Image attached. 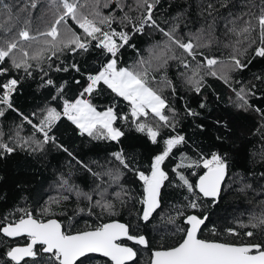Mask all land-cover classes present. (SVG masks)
Here are the masks:
<instances>
[{
	"label": "snow or ice",
	"instance_id": "obj_1",
	"mask_svg": "<svg viewBox=\"0 0 264 264\" xmlns=\"http://www.w3.org/2000/svg\"><path fill=\"white\" fill-rule=\"evenodd\" d=\"M38 3L39 0H27L23 8L14 12L12 5L0 0V14L7 17L0 23V118L12 111L20 120L14 135L9 136L7 141L4 139V132L0 130V158L17 150L43 152L45 145L49 144L72 156L69 149L59 143L53 134L54 128L62 118L75 125L80 135H87L93 140L116 143L125 135L118 121L127 124L131 120L135 130L145 134L153 144L158 143L162 128H168L174 134L163 139L162 151L152 158L146 171L133 167L123 149L112 153L123 169L134 172L142 182L143 196L139 203L143 207L139 219L147 223L153 213L160 208L161 188L169 179L163 167L164 162L174 149L186 141L184 135L176 132L178 123L175 120L176 110L163 95L164 87L171 88L175 93L176 89L172 82L165 76L160 81L163 87L157 86L150 60L141 58L135 64L123 65L120 51L125 46L135 48V45L129 42L134 35L143 34L146 28L158 30L166 37V41L161 50L162 62L155 70L166 67L169 60L177 61L185 70L191 72L190 75L187 71L181 75L197 93L204 82V76L200 74L201 69H207L206 75L217 76L215 66L221 61L199 51L201 47H209L211 41L201 45L197 42L199 38L194 34L182 38L177 35V27L173 26L168 30L160 27L154 18V10L160 0H134L133 4L129 5H126L125 0H105L103 7L107 8L109 4L115 3L116 9L121 13L119 16L115 14L116 9L107 15L103 14L100 10V0H95V6H90L88 0H49L50 8L55 9L53 19L47 23L44 30L34 31L30 9L35 10ZM208 7L212 8V5ZM131 12L137 14L133 16L129 14ZM22 13L26 15L22 16ZM253 18L256 20L255 25L250 18L244 21L245 26L239 31L235 27L230 29L238 37L244 38L238 39L233 45H225L232 48L229 56L232 71L243 70L251 63V59H247L245 63L240 58L241 56L247 58L248 49L237 47L244 41H248V48L256 45L252 59L264 58V0L259 14H253ZM69 20L74 22L75 27L69 25ZM253 33L257 35L253 36ZM92 49L99 50L105 59L99 67L87 73L81 72L78 62L65 64L61 59L65 54L83 55ZM198 56L202 60H197ZM53 58L59 63H55ZM70 70L80 73L83 83L79 79L76 80L75 83L80 85L78 95L72 99H65L67 81L58 84L49 72ZM20 72L28 78H32L34 72L39 73L40 86L54 90L51 99L62 103L60 110L55 106H46L39 114L36 112L25 114L16 108L13 98L18 93L24 76L12 73ZM219 78L229 83L230 77L227 73ZM255 87L253 85L247 91L244 88L237 91L238 99L243 101L239 107H251L246 97L256 95L253 91ZM105 89L127 102L130 114H122L115 104L102 110L98 109L92 98L94 94L99 95ZM200 107L204 105L201 104ZM254 111L264 117V110L254 108ZM187 113L192 116L199 115L191 109H188ZM149 117L155 123L149 122ZM24 123L33 129L32 136L20 135ZM261 127L264 128V125ZM37 133L40 134L39 139L36 138ZM183 159L189 162L178 167H202L205 171L195 183L190 182L183 172L178 173L179 180L192 196L190 200L185 197L188 201L185 207L191 212L177 211L176 217L184 218L185 226H177L176 229L181 234V239L173 246L153 250L150 264H264V239H254L257 231L264 237V213L253 215L247 224L240 223V228L248 229L243 233L234 227L226 228L223 234L233 237L231 241L202 238V228L206 227L208 217L197 214L202 207L200 201L202 198H208L213 202L219 200L228 168L226 157L218 152H212L209 157L201 156L199 160H191L190 157ZM77 163L92 172V169L82 161L78 160ZM105 175L112 176L113 180L118 181L119 169L115 175L111 170ZM63 185L67 186L68 181L63 180ZM68 191H74L77 197H83L88 201L87 211L90 215L94 208H100L102 212L110 215L116 214L115 204L106 199L107 189L96 193L99 196L96 200L93 199V193L81 192L72 186H68ZM115 195L123 204L126 202L123 196H127L128 193L123 192L122 196L121 192H117ZM68 198L62 197L63 200ZM85 210L80 208L79 212ZM63 214L61 199H54L41 208L38 214L25 205L0 218V236L15 241L23 238L25 241L23 244L16 243L7 247L6 251L0 254L5 257L0 260V264H88L94 254L106 258L105 264H137L140 249L129 246L125 241H131L142 248H150L151 242L148 237L132 232L127 223L112 220L98 223L94 227L88 226L83 230H74L71 220L66 225L56 218ZM170 220L175 223V217H171ZM213 234L220 235L215 230Z\"/></svg>",
	"mask_w": 264,
	"mask_h": 264
},
{
	"label": "trees",
	"instance_id": "obj_2",
	"mask_svg": "<svg viewBox=\"0 0 264 264\" xmlns=\"http://www.w3.org/2000/svg\"><path fill=\"white\" fill-rule=\"evenodd\" d=\"M4 2L12 5L15 12L23 8L27 0H4ZM104 2L105 0H100V10L103 14L107 15L116 9L115 3L104 8ZM133 2L134 0H125L126 5ZM88 3L90 6H95V0H88ZM210 4L212 8L208 7ZM261 4L262 0H160L154 10V18L160 27L168 30L175 26L177 35L182 38L194 34L199 38L197 42L201 45L211 41L209 47H201L199 51L204 52L206 56L217 57L221 61L215 66L217 76L206 75L207 69H201L200 74L204 76V82L199 93L193 91L186 83V78L181 75L182 72L187 71L189 75L191 72L185 70L177 61L169 60L166 67L155 70L162 62L161 50L166 41V37L158 30L146 28L143 34L134 35L129 42L134 44L135 48L125 46L121 49L119 55L123 65L135 64L141 58L150 60L152 75L156 77L155 84L163 87L160 81L165 76L172 82L176 89L175 93L171 88L164 87L163 95L176 110L175 120L178 122L176 132L184 135L186 141L174 149L164 162L163 167L169 179L161 188L160 208L153 213L147 223L139 219L143 207L139 203L143 196L142 182L134 172L123 169L112 153L123 149L133 167L146 171L152 158L162 151L163 139L174 133L168 128H162L158 143L153 144L145 134L135 130L131 120L127 124L118 121L125 135L119 143H116L93 140L87 135H80L75 125L62 118L54 128L53 134L59 143L69 149L72 156L49 144L45 145L43 152L17 150L11 155L0 158V218L25 205L38 214L39 210L50 201L61 199L64 214L56 218L66 225L71 220L74 230H83L98 223L119 220L129 224L132 232L148 237L151 242L150 248L125 242L140 249L137 264H149L152 250L173 246L181 239V234L176 229L177 226L185 225L183 217H176L177 211L191 212L185 207L188 202L185 197L190 200L192 196L179 180L178 173L183 172L190 182L195 183L205 171L202 167L178 166L189 162L183 159L185 157L199 160L201 156L209 157L212 152H218L226 157L227 176L217 202L207 198H202L200 201L202 207L197 214H208L206 227L202 228V238L231 241L233 237L223 234L226 228L234 227L241 233L248 230L240 228L239 224H247L253 215L264 213V128L261 127L264 125V117L254 111V108L264 110V58L252 59L256 45L248 48V41H244L237 47L248 49L247 58L244 56L240 58L245 63L247 59H251V63L243 70L232 71L229 61L232 48L225 45H233L238 39H244L230 29L235 27L239 31L245 26L244 21L250 18L255 25L253 14H259ZM127 10L126 6L125 11ZM30 11L32 28L35 31L46 28L47 23L53 19L55 9L50 8L49 0H39L37 8ZM115 14L121 15L118 9ZM129 14L135 16L137 13ZM239 17L243 18L239 19ZM6 19V15L0 14V23ZM68 23L75 27L73 21L69 20ZM113 27L117 26L113 25ZM256 35L257 33H253V36ZM53 59L55 63H59L55 58ZM61 59L65 64L78 62L81 72L87 73L99 67L105 57L99 50L92 49L83 55L65 54ZM197 60L202 58L198 56ZM225 73L230 77L229 83L219 78ZM12 74L24 76L23 72ZM49 74L58 84L67 81L64 90L65 99H72L78 95L80 85L75 81L79 79L83 83L80 73L70 70L69 72L50 71ZM40 85L39 73L34 72L32 78L24 76L18 93L13 98L16 108L25 114L32 112L39 114L46 106H55L60 110L62 103L51 99L54 90ZM253 85L256 86L253 89L256 95L246 97L251 107H239L238 105L243 101L238 99L237 91L241 88L247 91ZM92 99L98 109L102 110L115 104L119 112L130 114L127 102L115 97L106 89L99 95L94 94ZM201 104L204 107H200ZM188 109L199 115H188ZM149 122L155 123L151 117ZM18 124L20 120L12 111L0 118V130L4 132L6 141L9 136L14 135ZM20 135L32 136L33 129L24 123ZM36 138L39 139L40 134L37 133ZM78 160L88 165L92 172L77 163ZM117 169H119L118 181L113 180L112 176L105 175L109 170L115 175ZM63 180L68 181L67 186L63 185ZM68 186L81 192L93 193L94 200L99 199L96 193L107 189L106 199L115 204L116 214L110 215L102 212L100 208H94L90 215L87 211L88 201L83 197H77L74 191L69 192ZM122 190L128 195L123 196ZM117 192L122 193L125 203H120V199L115 195ZM64 196L69 198L63 200ZM80 208L86 210L79 212ZM171 217H175V223L171 222ZM213 230L220 235H214ZM254 239L261 240L264 237L257 231ZM24 242L23 238L15 241L0 236V254L9 246ZM2 259L5 257L0 255V260ZM105 260L103 257L93 255L88 264H105Z\"/></svg>",
	"mask_w": 264,
	"mask_h": 264
},
{
	"label": "water",
	"instance_id": "obj_3",
	"mask_svg": "<svg viewBox=\"0 0 264 264\" xmlns=\"http://www.w3.org/2000/svg\"><path fill=\"white\" fill-rule=\"evenodd\" d=\"M203 174V173H202ZM201 174V175H202ZM226 176H227V171H226V175H225V178H224V181H225V179H226ZM197 180H198V178H197ZM196 180V181H197ZM224 183V182H223ZM222 186H223V184H222ZM208 199V198H207ZM207 217H208V214H205ZM119 221V220H118ZM108 222H111V221H108ZM121 223H124V222H122V221H120ZM107 223V222H106ZM130 243H132L133 244V242H131V241H129ZM129 246H131V245H129ZM154 250H157V249H154ZM153 251V250H152ZM94 255H96V256H100L99 254H94ZM101 257V256H100ZM106 259V258H105ZM150 264V263H149Z\"/></svg>",
	"mask_w": 264,
	"mask_h": 264
},
{
	"label": "flooded vegetation",
	"instance_id": "obj_4",
	"mask_svg": "<svg viewBox=\"0 0 264 264\" xmlns=\"http://www.w3.org/2000/svg\"><path fill=\"white\" fill-rule=\"evenodd\" d=\"M129 242V241H128ZM130 243V242H129ZM130 244H132V243H130ZM129 245V244H128Z\"/></svg>",
	"mask_w": 264,
	"mask_h": 264
}]
</instances>
